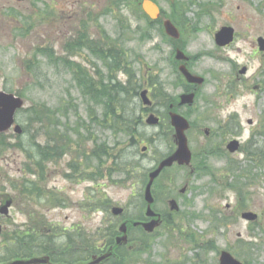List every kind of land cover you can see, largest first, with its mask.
Masks as SVG:
<instances>
[{"label": "rangeland", "instance_id": "obj_1", "mask_svg": "<svg viewBox=\"0 0 264 264\" xmlns=\"http://www.w3.org/2000/svg\"><path fill=\"white\" fill-rule=\"evenodd\" d=\"M139 1L0 0V91L21 95L24 109L32 104L58 108L59 128L75 140L77 121L90 124L85 109L89 97L78 85L81 74L96 81L99 65L105 79L107 74L116 75L123 83L127 78L120 70L131 69L143 82L140 90L148 88L146 81L152 79L176 105L184 83L173 61L174 47H180L190 57V71L204 78L197 87L195 104L180 109L193 126L187 132L193 156L189 166H173L160 179L163 189L156 191L163 190L168 199L159 200L158 208L168 212L167 200L175 198L179 213H169L170 224L163 223L148 238L150 249L139 255L137 264H217L222 250L244 264H264V51L258 50L257 43L258 37L264 38V0H175L172 4L154 0L163 16L180 29V38L175 40L167 37L159 23L152 26L148 22ZM223 26L233 28L235 37L226 47H218L214 34ZM103 40L106 43L100 47L105 50L112 42L117 51H123L115 73H107L90 51L92 42L98 47ZM40 50L51 58L42 56ZM242 67L244 74L239 73ZM154 109H161L160 105ZM97 111L101 113V106ZM160 112L155 111L161 116ZM147 114L141 111L140 131L155 140L151 145L144 143L147 150L143 153V144L129 146L123 137L116 144L109 132L96 126L92 129L93 139L108 140L116 156L137 163L135 178L124 185L106 177L97 182L69 179L68 161L73 155L67 153L45 163L44 178L36 180L44 189L36 196L20 187L22 178L35 176L25 169L31 160L14 146L19 140L26 145L31 130H38L39 145L45 137L40 125L29 126L27 113L19 112L16 121L27 132L17 137L11 129L6 144L10 146L0 150V191L14 197L15 220H27L30 214L24 212L36 211L43 222L83 223L90 231L88 238L100 237L107 227H99L103 222H116L117 229L121 220L131 221L124 217L135 213L143 201L139 195L144 185L136 180L171 148L163 139V127L144 123ZM232 138L239 140L240 149L229 153L225 146ZM92 144L86 143V150ZM234 169L251 172L239 177ZM113 206L125 209L122 219L111 215ZM247 211L256 213L257 221L243 220L241 214ZM97 230L100 233L94 235Z\"/></svg>", "mask_w": 264, "mask_h": 264}, {"label": "trees", "instance_id": "obj_2", "mask_svg": "<svg viewBox=\"0 0 264 264\" xmlns=\"http://www.w3.org/2000/svg\"><path fill=\"white\" fill-rule=\"evenodd\" d=\"M106 39H108L107 36ZM110 47H116V45L111 44L107 47V49L113 50ZM38 52L46 58H51L48 54V56H46L43 50ZM119 52L123 51L120 50ZM120 63V61L111 63L108 62L107 59V73L117 72L120 69ZM27 70L30 71V68L27 67ZM120 71L127 76L126 82H119L115 79L116 75L112 76L107 74L105 83L102 84V86H95L91 83H87L83 74L79 76L78 85L81 88L82 94L85 97H89L85 98V109L90 119V124L86 125L84 121H77L76 127L73 131L78 134V138L80 136L79 139L77 138L78 140H71L65 128L64 131L59 128L60 122L58 118L60 110L58 108L51 109L45 104H32L30 107L23 110V112L27 113V123L29 126L34 124L40 125L39 128L43 130L45 143L39 145V142L36 141L38 130H31L32 134L26 145L23 146L22 141L19 140L14 146V148H20L24 151L26 153V158L31 160V164L28 162L26 163L27 165L25 164V169L29 174L35 176V179H27L26 177L22 178L23 183L20 185L22 189H25L29 194H35L36 196H38L40 192H43V185L37 184L36 180L37 178H44L43 167L45 163L55 161L68 152L73 155L71 161L68 162L70 174L66 177L69 179H72L71 177H73L75 180L76 178H80L83 181L97 182V180L106 177L110 181H115L117 184L124 185L128 180L135 178L134 172L137 166L135 161H130L123 157L120 159L119 156H116V153L114 154L112 151L114 147L110 146L108 140L97 141L92 137V129L96 126L103 131L109 132L115 139L114 143L116 144H118L117 140L122 137L127 140L129 146H139L142 143H148L151 145L155 140L152 135L145 136L144 133L140 131V127L143 124L141 111H145V109L140 106V100L137 99L139 88L142 86L139 77H137L135 71L131 69L122 68ZM99 88H102V90L100 89V91H98ZM162 88L163 87L158 84V87L156 88L158 94L154 95V97L156 100L155 104L160 105L161 108L159 110L157 109V112L161 111L160 115L162 121L159 126L163 127V139L168 141L171 146L169 151L165 153V155H167L174 147L172 140L173 129L171 128L167 117V110L173 101V97L164 92ZM99 92L100 95H98ZM205 105V108L211 111L209 109L210 107H208L207 104ZM97 106H101V113L97 111ZM64 112H66V110ZM74 112L76 114L75 108ZM230 122L231 119L228 123ZM82 130L87 133L85 135L81 134L80 131ZM24 132H27L26 127L24 128ZM89 141L93 143L92 148L86 150L85 144ZM251 153H257L258 155L261 154L258 152ZM163 156L164 155L158 157V159L156 158V161ZM262 157H264V155H262ZM79 159L80 161H78ZM109 160H111L110 166L107 165ZM31 165L33 168L30 167ZM250 169L246 170L248 172L247 174L251 172ZM236 170L237 169H234V172ZM246 171L238 169L236 172L238 176L241 177L242 175H247ZM116 175L121 177L113 179ZM143 176V178L140 176L136 182L138 181L144 184L146 172ZM163 176L164 175L158 179L156 184H160V179ZM11 186L16 188L13 183H11ZM141 197L142 195L140 194L139 201L141 200ZM140 206L142 205H137L135 208ZM138 215H140L139 209L135 214H128L127 218L132 220V216L139 217ZM105 230L110 234L113 230L115 231V227L107 226ZM109 264H113V260Z\"/></svg>", "mask_w": 264, "mask_h": 264}, {"label": "flooded vegetation", "instance_id": "obj_3", "mask_svg": "<svg viewBox=\"0 0 264 264\" xmlns=\"http://www.w3.org/2000/svg\"><path fill=\"white\" fill-rule=\"evenodd\" d=\"M158 20L156 21L158 22ZM148 22L153 26V21ZM105 41L106 40H103V43L101 41L98 42V47L94 42L90 44L91 53L96 55L103 69L106 68L107 59L108 62L111 63L120 61L119 56L121 53L115 48H112L113 50H105L104 47H100L101 44L105 45ZM68 49L70 50V48ZM178 49L182 50L180 47H174L173 60L175 65H177V71L182 64H185L189 69L190 57L185 54L188 57L187 61H179L175 56ZM66 53L70 54L69 52ZM106 54H108V56H106ZM98 69L97 80L94 81L92 78L91 80L90 78H85L87 83H91L95 86H102V84L105 83V75L101 74L99 65ZM153 82L152 79L146 81L148 87L146 88L147 94L151 100V110L156 106L154 95L158 94L156 90L158 82ZM180 86H182V92L178 96L179 98L183 93L196 92L198 87L195 84L187 83L185 80ZM100 89L102 90V88H99L98 91H100ZM162 90L166 92V89L162 88ZM98 95H100V92ZM185 106L187 107V105ZM185 106L180 105L179 102L177 103L178 110ZM204 132L205 134L208 133L206 130ZM2 140H8V134H0V141L4 145L5 143L2 142ZM158 188L162 189L163 185L155 184V189L152 191L154 201L151 209L155 215L148 217L144 215L145 207H137L135 209L136 213L138 209L140 210L139 217L132 216L131 221L121 220L117 229L116 222H106V224L103 222L99 227L112 226L115 227V231L113 230L112 233L108 234V231L104 230L99 235L100 237L95 238H88L87 235H89L90 231L83 223H70L66 225L58 221L43 222L36 211L24 212L25 208L23 212L30 214L29 217H27L28 219L20 221L15 220V215L12 212L14 197H11L7 191H0V264H109L112 260L113 264H137L139 255L144 252L148 253L150 249L146 244L148 238H151L154 232L161 227L163 223L170 224L171 215L169 213H174V215L179 213V211L167 212L165 207L162 209L158 208L157 203L159 200H163V198L168 199V196L163 194V190L159 193L156 191ZM20 197L25 199L24 195H20ZM23 199L21 201L24 202ZM172 199L175 200V198ZM172 199L169 198L167 204ZM6 203L9 204L6 207V212H3L5 209L2 208ZM142 208L143 211L141 212ZM124 216L125 213H121L119 216H116L115 219L119 220ZM152 220H158V224L151 232H148L141 223ZM123 223L126 225L125 233L119 230ZM225 225H227V223H225ZM98 233H100L99 230H97L94 235ZM123 236L126 238V242H117V238ZM90 242H93L94 245H91ZM107 253H109L107 257L100 259ZM220 254L221 251L217 264H219Z\"/></svg>", "mask_w": 264, "mask_h": 264}, {"label": "water", "instance_id": "obj_4", "mask_svg": "<svg viewBox=\"0 0 264 264\" xmlns=\"http://www.w3.org/2000/svg\"><path fill=\"white\" fill-rule=\"evenodd\" d=\"M173 2L174 0H170ZM142 10L151 18L156 19L160 15V9L159 7L151 0H142L141 3ZM163 27L165 30V33L174 39H178L180 36V33L178 29L172 24V22L169 19H165L163 21ZM233 34L234 31L231 27H221L214 35L215 43L219 46H225L232 42L233 40ZM258 47L260 51H264V38L258 37L257 39ZM176 59L178 60H186L187 57L184 55V53L181 50L176 51ZM180 72L183 74L185 79L189 83H193L196 85H201L204 81V79L200 76L191 74L186 66L183 64L179 66ZM246 68L243 67L240 70V73H245ZM195 94L192 93H185L180 96V104L181 105H192L194 102ZM141 99L145 105H149L150 101L147 98V91L144 90L141 92ZM23 105V100L15 96L11 93L6 92H0V131L7 130L13 123H14V115L15 112L21 108ZM172 108V106H170ZM170 117V124L174 128V142L176 145L175 150L169 154L168 156L162 158L156 167H154L149 173H148V180L144 187V200L147 203V208L145 211V215L150 217L155 215V213L151 209V204L153 202V197L151 193V188L153 185L154 180L159 176V174L162 172L163 169L171 167L174 163H177L178 165H189L191 162V150L188 146V140L186 136V130L189 128V122L188 120L183 117L182 115L170 111L169 112ZM159 122V118L155 116L154 114H150L146 118V123L148 125H156ZM14 131L17 133H21V127L19 125H15ZM239 148V142L238 140H231L227 144V150L231 153L237 151ZM143 148L142 150H144ZM185 189H182V192ZM9 203H6L5 206H3L2 209H5L3 212H6V207ZM171 210L177 209V204L174 200L170 201ZM122 208L120 207H113L111 209V212L113 215H119L122 213ZM242 219L247 221H255L257 218V215L253 212H245L241 214ZM136 224V223H135ZM142 226L145 228L146 231L151 232L154 227L158 224V220H152L145 223H141ZM119 230L122 233L126 232V225L122 224L119 228ZM123 241L126 242V238L119 237L117 238V242ZM109 255L107 253L102 258H105ZM99 260V259H98ZM97 260V261H98ZM219 264H243L236 258H234L229 252L222 251L219 258Z\"/></svg>", "mask_w": 264, "mask_h": 264}]
</instances>
